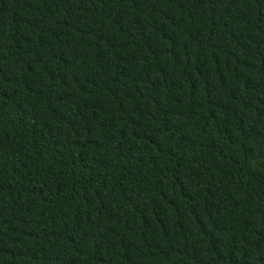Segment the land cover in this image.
Returning <instances> with one entry per match:
<instances>
[{
    "label": "trees",
    "instance_id": "16d2710c",
    "mask_svg": "<svg viewBox=\"0 0 264 264\" xmlns=\"http://www.w3.org/2000/svg\"><path fill=\"white\" fill-rule=\"evenodd\" d=\"M0 264H264V0H0Z\"/></svg>",
    "mask_w": 264,
    "mask_h": 264
}]
</instances>
